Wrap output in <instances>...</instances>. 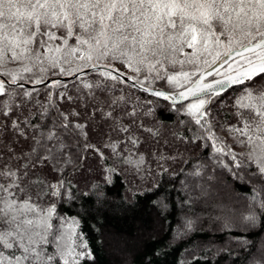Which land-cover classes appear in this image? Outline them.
I'll return each mask as SVG.
<instances>
[{"label":"snow or ice","instance_id":"obj_1","mask_svg":"<svg viewBox=\"0 0 264 264\" xmlns=\"http://www.w3.org/2000/svg\"><path fill=\"white\" fill-rule=\"evenodd\" d=\"M217 64L227 65V72L213 67ZM85 69L101 79L81 80L74 87L78 93L88 90L82 95H69L59 79L48 87L65 89L56 93L59 99L90 97L94 103L86 123L75 109L64 113L57 108L51 117V92L49 105H44L34 96L38 89L25 87L44 84L49 75L80 79L77 73ZM214 73L221 78L207 81ZM0 77V138L14 135L17 143L27 144V150L17 151L0 139V264H81L92 259L79 222L60 216L56 204L73 199L74 185L66 177L69 169L84 168L86 153L104 161L101 149H110L121 170L145 171L142 141L131 128L137 123L136 108L126 111L122 106L129 100L124 96L96 97V91L110 92L128 81L170 101L173 111L194 123L195 129L188 128L190 138L173 132L174 139L204 142L214 158H230L219 159L218 166L236 179L247 176L246 183L253 185L245 213L224 216V227H264V0H0ZM158 82L164 87H154ZM233 86H241L231 104L235 122L218 123L214 107L223 106L221 97ZM117 109L130 117L127 123ZM97 116L102 123H95ZM218 126L249 151L237 154L217 134ZM137 127L160 143L159 128L142 122ZM89 129L108 140L101 147L90 143ZM110 133L126 138L118 142ZM148 155L156 153L149 150ZM159 159L176 157L161 154ZM105 171L110 182L117 169ZM191 175L200 177L201 171ZM192 226L188 220L185 231Z\"/></svg>","mask_w":264,"mask_h":264},{"label":"trees","instance_id":"obj_2","mask_svg":"<svg viewBox=\"0 0 264 264\" xmlns=\"http://www.w3.org/2000/svg\"><path fill=\"white\" fill-rule=\"evenodd\" d=\"M185 70H189L188 66ZM78 76L80 79L74 77L60 80L67 85L68 94L73 97L88 91L84 89L81 93L77 92L74 86L80 85L81 80L92 82L101 79L92 70ZM50 77L57 76L49 75L48 78ZM214 77H217L215 73L208 78ZM49 83L25 87L38 89L34 96L44 105H49L51 92V117L56 116L57 108L64 113L75 109L81 113L80 122L86 123L94 101L88 96H83V100L59 99L56 93L65 89L49 88ZM154 87H164L163 82H158ZM240 88L241 86L229 88L221 97L223 106L214 107L218 123L235 122L231 104L233 97L239 95ZM119 96L129 100L126 106H122L126 111H131L134 107L137 110V123L131 125V128L142 141L139 150L146 157L145 171L136 174L131 170H121L118 158L110 149L105 148L101 150L107 157L106 160L100 161L94 153H86L89 159L84 168L75 172L69 169L66 178L72 181L75 195L71 200L60 199L56 207L60 216L77 219L79 231L83 232L88 242L92 259L83 260L81 264H264V227L260 223L255 228H225L224 225L219 227L223 218H216L225 216L223 211L215 208L225 202L224 195L238 198V203L231 206L238 214L245 213L248 198L253 194L250 190L253 185L246 183L247 176L242 180L236 179L227 169L218 166L219 159L227 162L230 158H214L212 148L202 146L204 142L197 141L193 144L174 139L173 132L190 138L193 132H189L188 128L195 129L196 126L188 123L189 117L186 115L173 111L169 101L140 91L128 83L116 84L110 92L96 91V97L101 101ZM149 101L152 103H148ZM29 108H32L31 104ZM149 109L150 114L145 115L149 113ZM116 114L125 123L130 119L120 109H117ZM181 120L186 124H179ZM141 122L146 128L160 129V143L138 129L137 125ZM95 123H102L98 116ZM216 132L227 144L232 145L237 154L247 153L243 150L244 145L235 143L219 126ZM110 135L118 142L126 138V134L122 133ZM0 139L14 145L17 151L21 148L27 150V144L23 140L17 143L18 138L14 135L9 139ZM107 140L108 137L98 136L94 129H89L90 143L101 147L102 142ZM124 146L131 149V145L125 143ZM149 150L156 155H148ZM161 154L165 157L174 156L176 159L160 160ZM88 165H91V170L86 171ZM113 167L117 171L111 173L110 182H106L105 176L109 174L105 169ZM197 169L201 171V176L193 177L191 174ZM142 178L143 183L140 184L138 181ZM187 180H196L200 185L204 182L219 186L225 181L231 184V189L215 190L217 197L204 198L199 194L192 197L186 191ZM207 218H212L210 224ZM188 220L193 221V226L185 231ZM240 237L243 238L242 242L237 239Z\"/></svg>","mask_w":264,"mask_h":264},{"label":"rangeland","instance_id":"obj_3","mask_svg":"<svg viewBox=\"0 0 264 264\" xmlns=\"http://www.w3.org/2000/svg\"><path fill=\"white\" fill-rule=\"evenodd\" d=\"M117 66L119 67V65H117ZM233 67H235V65H233ZM219 70L223 74V73L227 72L228 67H227V65H225L223 68H221ZM130 73L131 72H129L128 74H130ZM217 77H220V76H217ZM243 150H245L246 152L249 151V149L247 147H245ZM187 181L188 182H187L186 191L190 192L192 197H194L195 195H198V194L199 195H203L204 198H208V196L209 197L210 196H216L217 197L218 195L215 194V190L216 191L217 190L222 191V190H225V189H228V190L231 189L230 188L231 184L229 182H225V181H223L222 186H219L216 183H204V182H202L201 185H200V183L198 181H196V180H187ZM138 182L140 184L143 183V178L140 179ZM132 185H133V183H132ZM194 191H195V193H194ZM224 197H225V202H221V206H215V208H219L221 211H223L225 216L228 215V214H235V216L238 218L240 214H238V212L235 211L233 206H231V205H235V204L238 203L237 202L238 198H233L232 195L231 196L224 195ZM195 215H197V214H195ZM197 216L198 217H201V216L203 217V215H201V214H198ZM204 217H205V215H204ZM223 217H220V218H223ZM68 218H72V217H68ZM216 218H218V217H216ZM211 219L207 218L209 224L212 222ZM222 225H223V223L219 224V227H222Z\"/></svg>","mask_w":264,"mask_h":264},{"label":"water","instance_id":"obj_4","mask_svg":"<svg viewBox=\"0 0 264 264\" xmlns=\"http://www.w3.org/2000/svg\"><path fill=\"white\" fill-rule=\"evenodd\" d=\"M213 67H216V68H219V64H217V65H214ZM219 69H221V68H219ZM88 71H90V69H85V72H88ZM84 72V73H85ZM79 74H82V73H77V76L79 75ZM2 78V77H1ZM71 78H74L73 76H57V77H55V78H48V80H46L45 82H44V84H48L50 81H52L53 79H59V80H68V79H71ZM221 77H216L215 79H220ZM207 79V81H210V80H212L213 78H211V79H208V77L206 78ZM133 81H128V84H130L131 86L133 85ZM44 84H39V85H32V84H26L25 86H27V87H30V86H40V85H44ZM133 87V86H132ZM134 88H136V89H138V90H140V91H142L139 87H134ZM143 92H145V91H143ZM145 93H148V94H150L151 95V93H149V92H145ZM170 102V101H169Z\"/></svg>","mask_w":264,"mask_h":264}]
</instances>
